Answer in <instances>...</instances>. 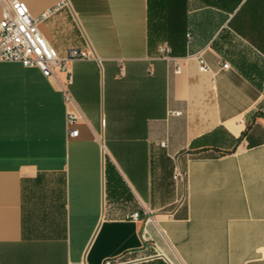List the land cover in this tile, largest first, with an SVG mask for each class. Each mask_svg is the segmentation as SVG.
<instances>
[{
  "label": "crops",
  "instance_id": "1",
  "mask_svg": "<svg viewBox=\"0 0 264 264\" xmlns=\"http://www.w3.org/2000/svg\"><path fill=\"white\" fill-rule=\"evenodd\" d=\"M24 1L92 57L0 61V264H264V0Z\"/></svg>",
  "mask_w": 264,
  "mask_h": 264
},
{
  "label": "built area",
  "instance_id": "2",
  "mask_svg": "<svg viewBox=\"0 0 264 264\" xmlns=\"http://www.w3.org/2000/svg\"><path fill=\"white\" fill-rule=\"evenodd\" d=\"M3 12L0 20V61L21 62L26 66H37L43 75L55 79L64 91L68 102L72 101L69 85L73 76L69 71V64L74 60L91 58L92 54L85 49L70 48L63 57L59 51L51 44L41 24L53 15L60 5L41 12L40 15H33L28 3L24 0H2ZM160 52L162 57L170 58L171 48L164 43ZM197 58L202 70H209V66L204 60L201 52L197 53ZM225 62L224 67H229ZM66 71L68 76L62 78L61 72ZM177 72L181 69L177 67ZM79 115L74 110H69L67 122L70 128V135L77 136L79 129L75 127ZM140 213L134 212L132 218L139 220ZM146 239L149 238L144 233ZM122 261L107 259L104 264H121Z\"/></svg>",
  "mask_w": 264,
  "mask_h": 264
}]
</instances>
